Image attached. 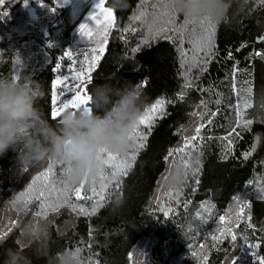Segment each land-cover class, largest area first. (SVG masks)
<instances>
[{"label":"trees","instance_id":"1","mask_svg":"<svg viewBox=\"0 0 264 264\" xmlns=\"http://www.w3.org/2000/svg\"><path fill=\"white\" fill-rule=\"evenodd\" d=\"M169 3L123 0L113 7V0H105L115 24L84 90L89 95L106 79L114 86L138 82L146 97L142 115L152 117L137 126L132 148L113 162L126 161L125 172L113 179V164H103V180L100 172L94 183L69 188L58 165L22 171L15 151L0 155V264L5 249L23 247L18 225L41 211L36 199L41 189L49 202L62 205L45 216L52 227L50 251L80 248L87 264H204L205 257L207 264H259L264 259V0H232L230 24L166 15L172 13ZM25 4L34 6L45 37L27 29L36 17L28 21ZM45 9L52 10L47 17ZM69 10L52 0H0V75L23 72L39 81L45 90L41 105L53 124L52 85L69 43ZM158 100L163 106L153 115ZM238 110L241 121H252L247 127L237 122ZM177 164L183 165V178L171 184L168 177ZM49 167V178L37 180ZM104 184L105 198L97 205ZM30 187L34 191L22 218L14 205ZM77 188L85 198H76ZM113 193L122 204L112 202ZM229 226L235 241L221 235ZM26 254L33 264H45L31 251Z\"/></svg>","mask_w":264,"mask_h":264},{"label":"clouds","instance_id":"2","mask_svg":"<svg viewBox=\"0 0 264 264\" xmlns=\"http://www.w3.org/2000/svg\"><path fill=\"white\" fill-rule=\"evenodd\" d=\"M122 4L123 0H113L112 6ZM231 5L232 0H170L169 8L189 19L230 24ZM107 81L91 88L88 107L65 108L53 124L41 105L45 90L39 81L23 72L0 75V155L9 149L15 151L22 171L49 162L58 165L69 188L81 182L94 183L104 164L101 150L126 154L146 107L138 82L114 86ZM183 174V165L177 164L169 183L178 184ZM110 199L117 205L123 203L118 193L111 194ZM14 210L22 218L27 215L22 200L15 203ZM18 230L23 247L5 249L2 264H33L28 251L45 264H87L80 248L50 251L51 221L42 214L22 219Z\"/></svg>","mask_w":264,"mask_h":264},{"label":"rangeland","instance_id":"3","mask_svg":"<svg viewBox=\"0 0 264 264\" xmlns=\"http://www.w3.org/2000/svg\"><path fill=\"white\" fill-rule=\"evenodd\" d=\"M52 2L56 7L63 6L70 8L69 14L71 23L69 27L70 33L68 36L69 43L65 49V52H70L71 56L66 57L63 54L58 62L60 67L58 69L55 67V80L59 78L63 81V83L53 87L52 90V98L53 96L57 97L56 101L53 102L56 107L55 110H58L62 106L63 102H65V98L71 100L76 91L84 90L85 84L88 80L87 76H90V73L85 72L84 79L76 80L73 79V77L77 72H80L82 68L84 70L88 68L91 57L99 56L100 59L104 52L100 51V47L103 45L105 48L106 43L104 42L103 36L99 35V33L103 31V25L98 24L96 20L90 18L93 13H99V10L96 8V3H99L100 0H52ZM103 6L106 7L105 0H103ZM23 10L24 12L29 11L31 13L28 14L31 15L29 16L28 21H34L33 19L36 17L34 6L25 4ZM51 12V9H45L43 11V16L47 17L51 14ZM36 19L34 21L35 23H30V27L27 29L31 32L38 29L39 32L41 31L44 35L43 37H45L47 35L46 29L40 24L39 20ZM103 19V17H100L101 21H103ZM81 24H85L86 30H90L92 32L91 37L82 35L79 27ZM114 24L115 20H113V23L108 26L107 38ZM85 57H88V59L86 60ZM65 77H67V79H65Z\"/></svg>","mask_w":264,"mask_h":264},{"label":"snow or ice","instance_id":"4","mask_svg":"<svg viewBox=\"0 0 264 264\" xmlns=\"http://www.w3.org/2000/svg\"><path fill=\"white\" fill-rule=\"evenodd\" d=\"M96 8L99 10V13L96 14V13H93L90 18L93 19V20H96V22L98 24H102L103 25V31L99 33V35L103 36L104 38V42L106 43L107 42V30H108V26L111 25L113 23V20H114V17H113V12H112V9L111 8H108V7H104L103 6V0H100L99 3H96ZM166 15H170V16H174V12H172L171 14L169 13H165ZM100 17H103V21L100 20ZM136 19H140L139 16L136 17ZM206 19V18H204ZM169 22H171V19L169 20ZM80 31L82 33V35H85V36H89L91 37L92 36V32L90 30H86V25L85 24H81L80 26ZM161 31H163V29H161ZM155 35V34H154ZM100 51L103 52L104 51V47L103 45H101L100 47ZM133 51H137V49H133ZM259 55V53H257ZM64 55L66 57H70L71 56V53L70 52H65ZM85 59L87 60L88 57H85ZM99 60V56H93L91 57V60L89 62V66L86 70H84L82 68V70L80 72H77L73 79H76V80H79V79H84L85 78V72L87 73H91L94 68H95V65H96V62ZM60 67L59 64L56 65V68L58 69ZM91 76H87V79L90 81L91 80ZM65 79H67V77H65ZM63 83V81H61L59 78H57L54 82H53V87H55L56 85H59ZM143 84L140 85V87H142ZM187 87H191V85H186ZM251 90L249 89V92ZM83 92V94H82ZM57 99L56 96H53V102H55ZM90 104V96L86 93V90H78L76 91L75 95L72 97L71 100H68L67 98H65V102H63L62 106L58 109V110H54L52 112V116L54 118H58L60 113L65 109V108H72V109H79L81 106H84V107H88ZM163 106V101L162 100H158L156 102V104H154L151 109H150V112L154 115L159 109H161ZM245 108L247 107H251V104L250 103H245L244 105ZM242 115V113L238 110L237 112V117H238V120L237 122L238 123H243V125L245 127H247L248 125H250L252 123V121L250 120H244V121H241L240 120V116ZM151 116L150 115H141L140 117V121H139V124H146V123H149L151 121ZM200 131V128H197L196 129V132L199 133ZM132 135H139L138 131H137V128L134 129ZM141 140H144L146 139V137H140ZM193 140L197 139V137H193L192 138ZM138 147L142 148L144 147L143 144H140L138 145ZM102 153H104V155H106V159H103V163L105 165H109V164H113V162L115 161H119V156L118 154H113V153H110V152H107L106 150H101ZM132 159H134V155L133 157H131ZM114 168L116 169V171L113 173V179H116L117 176H119L121 173L125 172L126 169L130 166L126 161L124 162H118V163H114L113 164ZM195 171V170H194ZM51 173V167L48 168V170L44 173H41L40 176H38L36 179L37 180H40L41 178H43L44 180H47L49 178V174ZM103 170H101V179L103 180ZM83 182H81V187H83ZM107 187L106 184L102 185L101 186V192H100V199L97 201V205H99V203L101 201L104 200V196H103V190L104 188ZM34 191L33 188H29L28 189V193H26L23 197H21L23 203L25 205H27L29 202H30V199H31V196L29 195L30 193H32ZM93 192H95V188L92 189ZM75 196L77 199H81V198H85V197H82L81 196V188H77L75 190ZM43 198V199H42ZM36 199L37 200H41V211H38L36 213V215H44L46 216L47 215V210L48 209H51L52 211H56L58 208H60L62 205L59 203V202H56V203H52V202H49V200L46 198V194H45V190L44 189H41L38 193V195L36 196ZM64 204L65 205H68L69 207H75L74 205L70 204V202L65 199L64 200ZM248 207L247 204L243 205V207L240 208L239 212L237 213V216L239 217L240 213L243 212V209ZM80 211L83 213L85 212V209L81 208ZM93 212L96 211V207L94 206L93 209H92ZM220 220L221 222H225V217L224 216H221L220 217ZM224 234H229L231 236V239L233 241L236 240V236L234 234H232V230H231V227H226V228H223L221 229V235H224ZM213 240L214 241H218L219 240V237L217 236H214L213 237ZM255 247V245L253 246ZM90 264H94V262H91L90 261ZM204 264H207V258L205 257L204 258ZM235 264V262H234ZM259 264H264V259H261Z\"/></svg>","mask_w":264,"mask_h":264},{"label":"crops","instance_id":"5","mask_svg":"<svg viewBox=\"0 0 264 264\" xmlns=\"http://www.w3.org/2000/svg\"><path fill=\"white\" fill-rule=\"evenodd\" d=\"M106 45V44H105ZM105 49V48H104ZM98 62V61H97ZM96 66V65H95ZM54 80H55V77H54ZM53 80V81H54ZM52 101H53V98H52ZM56 109V107H55V105H54V103H53V109H52V112L54 111Z\"/></svg>","mask_w":264,"mask_h":264}]
</instances>
